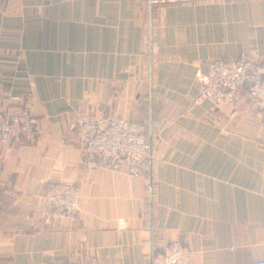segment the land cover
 <instances>
[{
    "label": "crops",
    "instance_id": "0c3cea01",
    "mask_svg": "<svg viewBox=\"0 0 264 264\" xmlns=\"http://www.w3.org/2000/svg\"><path fill=\"white\" fill-rule=\"evenodd\" d=\"M264 59V0H0V109L30 105L34 145L0 141V264H150L174 241L191 264L264 260V119L199 102L208 61ZM146 126L140 177L90 169L71 123ZM51 181L82 216L47 228Z\"/></svg>",
    "mask_w": 264,
    "mask_h": 264
},
{
    "label": "built area",
    "instance_id": "2783aa9c",
    "mask_svg": "<svg viewBox=\"0 0 264 264\" xmlns=\"http://www.w3.org/2000/svg\"><path fill=\"white\" fill-rule=\"evenodd\" d=\"M201 83L199 102L209 101L216 108L233 106L245 98L250 110L264 119V59L234 57L208 61L198 71ZM76 132L82 163L90 169L105 168L140 177L148 166L152 145L146 126L114 114L80 115L71 123ZM40 126L30 105L12 101L0 109V141L15 145H34L40 138ZM82 216L81 191L75 184L51 181L43 205V222L50 228L58 221H76ZM192 251L174 241L155 253L150 264H191ZM255 264H264V260Z\"/></svg>",
    "mask_w": 264,
    "mask_h": 264
}]
</instances>
